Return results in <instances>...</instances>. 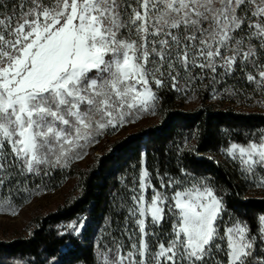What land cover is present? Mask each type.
I'll list each match as a JSON object with an SVG mask.
<instances>
[{
	"label": "snow or ice",
	"instance_id": "1",
	"mask_svg": "<svg viewBox=\"0 0 264 264\" xmlns=\"http://www.w3.org/2000/svg\"><path fill=\"white\" fill-rule=\"evenodd\" d=\"M239 83L264 104V0H0V211L155 114L160 93L255 99ZM244 136L221 151L264 189V128ZM146 157L112 193L98 264H264V214L243 219L186 166L153 176Z\"/></svg>",
	"mask_w": 264,
	"mask_h": 264
},
{
	"label": "trees",
	"instance_id": "2",
	"mask_svg": "<svg viewBox=\"0 0 264 264\" xmlns=\"http://www.w3.org/2000/svg\"><path fill=\"white\" fill-rule=\"evenodd\" d=\"M160 95L159 123L116 141L95 165L79 171L78 195L38 219L26 237L0 242V264H50L53 256L58 264H95L93 238L102 230L105 218L114 217L112 193H123L119 178L131 174V165L139 168L141 153H147L146 166L153 176L156 168L176 174L186 166L212 178L229 208L243 219L253 222L264 214V196H247L236 170L225 160L210 157L230 142H246L245 132L264 128V113L217 104L203 85L198 89L199 104L191 111L180 109V94L164 91ZM177 145L185 150L177 152ZM153 183L159 187L155 179ZM79 218L85 226L78 235H68L65 223Z\"/></svg>",
	"mask_w": 264,
	"mask_h": 264
},
{
	"label": "rangeland",
	"instance_id": "3",
	"mask_svg": "<svg viewBox=\"0 0 264 264\" xmlns=\"http://www.w3.org/2000/svg\"><path fill=\"white\" fill-rule=\"evenodd\" d=\"M227 83L228 85H232L234 82L232 80H229ZM219 87L222 89L224 85H221ZM237 87L246 89L248 93H251L255 97V99H246L244 96H239L232 99H228L226 97H218L216 99L212 98L211 100L213 102H216L217 104L219 103L222 106L230 105L236 111H257L264 113V104L258 103V101H260L261 99L260 95L253 92L255 85L248 83H239L237 84ZM199 88L200 86H198L194 91L189 90L187 92V95L180 94V100L178 102L180 109L191 111L199 104ZM158 104L155 108V114L145 113L135 124L125 126L124 128L112 134H107L105 137H102L99 140L98 144H94L87 149L88 155H86L82 160L74 161L70 167L56 171L53 174V177L50 180L46 181V187L44 185H41L39 189H33L30 194L22 193V197H26V199H23L22 197L16 198L15 215H13L11 211H0V242L10 241L12 238L26 237L30 234L33 227L36 226L35 224L38 219L44 217L50 212L56 211V209L64 203H70L71 199L74 196L78 195V172L86 168H91L93 165H95V163H97V159L101 156V154L109 152L113 147L112 144L116 143V141L125 138L126 136H129L137 131L140 132L147 126L159 123L160 115L158 113ZM210 157L217 158L221 161L225 160L240 175L237 170V165L233 164L230 158L226 157V154L222 152L221 149L216 154L210 155ZM242 181L245 185L247 196H264V189L250 186L249 183L245 182L243 179ZM122 220L123 217L121 221ZM73 222L83 223V225L85 226L84 219L79 218L65 223L63 229L66 230V226ZM104 225L105 222L102 225V229L104 228ZM102 235L103 232L99 229L98 234H96L93 238L95 264H98L97 242L100 241Z\"/></svg>",
	"mask_w": 264,
	"mask_h": 264
}]
</instances>
